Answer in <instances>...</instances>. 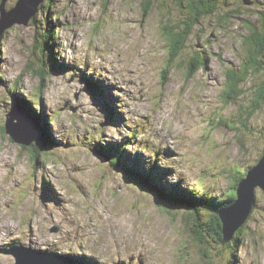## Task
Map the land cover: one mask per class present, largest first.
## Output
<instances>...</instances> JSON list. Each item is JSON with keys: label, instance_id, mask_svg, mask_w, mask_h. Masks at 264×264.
<instances>
[{"label": "rangeland", "instance_id": "1", "mask_svg": "<svg viewBox=\"0 0 264 264\" xmlns=\"http://www.w3.org/2000/svg\"><path fill=\"white\" fill-rule=\"evenodd\" d=\"M48 1L1 43L0 264H16L13 246L71 264H264L262 188L241 241L225 247L196 234L188 204H162L159 185L224 200L260 160L264 67L236 102L223 93L227 69L240 72L248 57L250 26L264 31V0H220L172 61L164 29L188 16L178 0ZM47 20L62 66L41 46ZM28 96L42 119L25 109ZM14 106L36 120L28 136L49 139L37 160L5 129Z\"/></svg>", "mask_w": 264, "mask_h": 264}, {"label": "trees", "instance_id": "2", "mask_svg": "<svg viewBox=\"0 0 264 264\" xmlns=\"http://www.w3.org/2000/svg\"><path fill=\"white\" fill-rule=\"evenodd\" d=\"M178 1H179L178 2L179 6L186 8L188 16L185 17L186 18L185 20H181L174 27L170 26L164 29V36L168 41L169 50L171 53V61L174 60L177 55H180L189 37L191 36L194 27L202 21L203 17H207L215 13V11L218 9L217 4L219 3L220 0H188V6L183 5L184 0H178ZM48 2H50L51 4V0H49ZM263 14L262 17L264 16ZM35 17L33 19H36ZM47 22H48V27L45 29V31L42 34V37H44V39L41 43V46L46 48L51 58V61L53 62L55 61L56 63L55 65L62 66V63L58 62L59 59L56 56L57 53L55 52V50H53L51 47L48 49L50 42L53 43L54 41L53 35L55 30L50 28L49 20H47ZM260 22L264 28V18H261ZM250 28H251V32H250L251 34L245 39L248 57L246 61L243 63V68L240 69V72L234 70L233 68L227 69V80L225 84V90L223 93V96L225 95V99H223L225 104L236 102L237 98L244 94V88L242 86L247 82L248 78H250V73L256 74L260 72L261 69H263L264 67V62H263L264 31L259 32L257 29L254 28V26L253 27L250 26ZM1 49H2V45H0V59L2 52ZM44 53L46 52L44 51ZM171 61H168V66L172 64ZM194 62L195 61L193 60L191 61L190 66L188 65V74L190 77L192 76L194 77L195 73L198 71L196 70V68L199 66H196ZM44 63L45 60L42 62V55H41V63L39 67L41 71V76L45 81L47 77H46V73L44 72L46 68V65ZM53 64L54 63H52L51 65L53 66ZM257 93H258V100L256 101L255 106L260 107V104L264 103V82L257 90ZM34 101H35L34 97L28 96L23 101L25 104L24 107L33 116H36L38 120L42 119L41 113L35 108ZM48 140H49L48 138H44L43 143L33 142L31 144L29 150L31 151L33 159L37 160L41 154H44L46 152V148L44 146L48 144ZM102 150H104V147ZM117 154L121 156L122 150H120V152ZM247 173L248 170L242 173L240 176H234V180L231 183L232 185L231 192H229L230 194L224 200L217 199L214 197L210 198L209 196L197 192H192L191 190H187L180 186H176L172 189V191H169L162 183L159 182L160 183L159 185L163 188L162 190H164L162 195L165 194V196H162L160 200L162 204L176 200L188 204L190 206L189 209L191 210L189 211V215L195 221L196 234H199L202 231L207 232L209 233V235L215 237L216 240L219 243L223 244L225 247H232L234 240H238L239 242L241 241L240 236L241 233L244 231V227H243L244 225L240 228V230L237 232V234L235 235L232 241H229L224 244L223 221L220 218L219 209L227 204L229 205L236 198L237 187L239 183L245 178ZM138 176L140 177V175ZM152 178L150 175L149 177H147V179L150 180H152ZM204 212L206 213L211 212L212 215L210 216V218L205 220L203 218ZM196 221H200V223Z\"/></svg>", "mask_w": 264, "mask_h": 264}, {"label": "water", "instance_id": "3", "mask_svg": "<svg viewBox=\"0 0 264 264\" xmlns=\"http://www.w3.org/2000/svg\"><path fill=\"white\" fill-rule=\"evenodd\" d=\"M46 0H17L12 8L7 7L8 0L0 2V45L6 32L16 24L28 26L38 14ZM248 3V0H244ZM36 121L34 118L21 112L16 106L7 115L5 129L18 143L30 146L33 142H41V136H28L27 129ZM32 127V126H30ZM257 188L264 190V153L258 163L248 169L245 178L237 187L236 198L220 212L223 221V243L232 240L235 232L243 226L253 210V199ZM8 253L16 257V264H71L56 253L50 251H36L31 248L12 247Z\"/></svg>", "mask_w": 264, "mask_h": 264}, {"label": "flooded vegetation", "instance_id": "4", "mask_svg": "<svg viewBox=\"0 0 264 264\" xmlns=\"http://www.w3.org/2000/svg\"><path fill=\"white\" fill-rule=\"evenodd\" d=\"M248 1H249L248 3H250V4H254V5L258 4V0H248ZM262 18H264V16Z\"/></svg>", "mask_w": 264, "mask_h": 264}, {"label": "bare ground", "instance_id": "5", "mask_svg": "<svg viewBox=\"0 0 264 264\" xmlns=\"http://www.w3.org/2000/svg\"><path fill=\"white\" fill-rule=\"evenodd\" d=\"M81 71H82V70H81ZM151 118H152V117H151ZM42 141H43V138H42ZM42 141H41V142H42ZM41 142H40V143H41ZM168 163H170V162H168ZM162 196H165V194H164V195H162ZM76 261H77V260H76Z\"/></svg>", "mask_w": 264, "mask_h": 264}]
</instances>
